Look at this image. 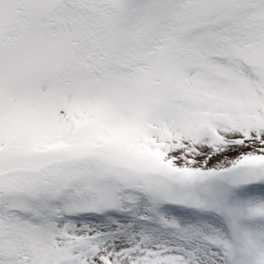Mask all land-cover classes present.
Wrapping results in <instances>:
<instances>
[{
    "label": "snow or ice",
    "instance_id": "snow-or-ice-1",
    "mask_svg": "<svg viewBox=\"0 0 264 264\" xmlns=\"http://www.w3.org/2000/svg\"><path fill=\"white\" fill-rule=\"evenodd\" d=\"M0 264H264V0H0Z\"/></svg>",
    "mask_w": 264,
    "mask_h": 264
}]
</instances>
